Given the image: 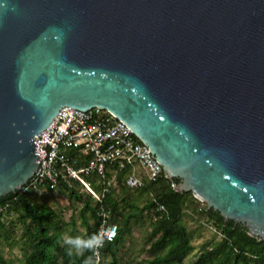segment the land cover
<instances>
[{
    "label": "water",
    "instance_id": "95a60500",
    "mask_svg": "<svg viewBox=\"0 0 264 264\" xmlns=\"http://www.w3.org/2000/svg\"><path fill=\"white\" fill-rule=\"evenodd\" d=\"M65 105L114 112L264 239V0H0V197Z\"/></svg>",
    "mask_w": 264,
    "mask_h": 264
},
{
    "label": "trees",
    "instance_id": "16d2710c",
    "mask_svg": "<svg viewBox=\"0 0 264 264\" xmlns=\"http://www.w3.org/2000/svg\"><path fill=\"white\" fill-rule=\"evenodd\" d=\"M81 164L82 160L76 163L77 166ZM130 171V167L118 171L114 183L111 184L102 201L87 189L84 192L79 191L81 184L77 180H74V184L71 186L66 183L62 184L70 189L72 196L84 201L82 214L85 216L86 211L90 210L93 219V222L87 220V231L83 240L84 253L80 255L63 251L48 228L55 213L53 207L46 202H32L27 191L21 193L19 189H16L0 197V206H4L0 211V222L3 215L12 210L20 212L25 218L29 217L33 222L35 243L31 253L26 257V264H55L58 255L54 253L53 247L58 251H63L66 262L95 264L97 258L95 242L103 218L102 206L110 209L111 220L119 224L116 237L104 241L98 247L99 251L105 253L112 251L124 238V228L120 226L119 222L123 221L127 225L133 216V214L125 215L126 213L122 209V203L129 201L131 196L127 193L119 199L116 189L122 187L131 192L135 190L149 191L152 196L146 206L154 209L156 217L152 230V246L154 251L164 250V252H154L153 257L146 264H182L183 257L192 248L193 232L181 219L193 191L177 189L173 182H180V178H171L165 172L154 181H146L142 186L131 187L126 182ZM93 181L95 188L100 191L101 185L96 182V179ZM42 186L51 188L47 184ZM160 204H163L165 208L158 211ZM201 214L213 219L212 224L220 229L221 238L209 245L208 248L203 249L198 258L189 264H264V239L250 234L243 223L234 219H226L218 209L208 207V204L202 207ZM89 253L90 255H88ZM0 264H9L1 251ZM113 264L119 263L115 260Z\"/></svg>",
    "mask_w": 264,
    "mask_h": 264
},
{
    "label": "built area",
    "instance_id": "2783aa9c",
    "mask_svg": "<svg viewBox=\"0 0 264 264\" xmlns=\"http://www.w3.org/2000/svg\"><path fill=\"white\" fill-rule=\"evenodd\" d=\"M35 145L40 163L29 181L18 188L21 193L44 184L52 188L63 183L71 186L77 180L102 201L122 168L131 169L126 179L131 187L154 181L165 172L148 144L104 106H63L51 123L35 135ZM93 179L101 185L100 191ZM173 185L177 187L176 182ZM3 208L0 206V211ZM164 208L160 204L158 211ZM101 214L96 250L104 241L114 239L119 230L118 222L110 218V209L102 206Z\"/></svg>",
    "mask_w": 264,
    "mask_h": 264
},
{
    "label": "rangeland",
    "instance_id": "374dc122",
    "mask_svg": "<svg viewBox=\"0 0 264 264\" xmlns=\"http://www.w3.org/2000/svg\"><path fill=\"white\" fill-rule=\"evenodd\" d=\"M79 191L87 190L80 185ZM27 192L32 202H46L53 207L55 213L48 228L63 251L78 255L84 253L83 240L87 231V220L93 222L90 210L86 211L85 216L82 214L84 201L72 196L70 189L64 185L54 188L39 186ZM127 193L131 197L129 201L122 203V209L125 215L133 216L127 225L123 221L119 222L124 228V238L112 251L102 253L95 250L97 255L95 264H113L115 260L119 264H146L154 252H164L154 251L152 246V230L156 217L154 209L146 206L152 196L151 193L137 190L131 192L122 187L116 189L119 199ZM206 204L205 200L194 193L189 197L181 220L193 232L192 248L183 257L182 264L193 262L203 249L221 238L220 229L212 224L213 219L201 214V209ZM34 234L35 226L29 217L25 218L14 210L3 215L0 222V251L9 264H26V257L31 253L35 243ZM53 251L58 255L55 264H71V261H65L63 251H58L54 247Z\"/></svg>",
    "mask_w": 264,
    "mask_h": 264
},
{
    "label": "bare ground",
    "instance_id": "6f19581e",
    "mask_svg": "<svg viewBox=\"0 0 264 264\" xmlns=\"http://www.w3.org/2000/svg\"><path fill=\"white\" fill-rule=\"evenodd\" d=\"M38 133H39V132H38ZM38 133H37V134H38Z\"/></svg>",
    "mask_w": 264,
    "mask_h": 264
}]
</instances>
